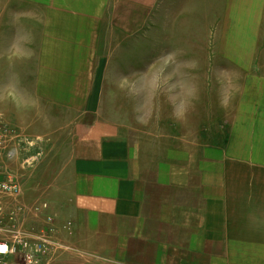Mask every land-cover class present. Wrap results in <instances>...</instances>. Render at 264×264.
Returning <instances> with one entry per match:
<instances>
[{"label": "rangeland", "instance_id": "obj_1", "mask_svg": "<svg viewBox=\"0 0 264 264\" xmlns=\"http://www.w3.org/2000/svg\"><path fill=\"white\" fill-rule=\"evenodd\" d=\"M40 8L0 0V243L13 251L0 264H130L61 209L80 156L109 165L110 144L127 146L137 174L211 145L264 182V0H102L93 92L72 116L36 95ZM220 245L176 242L163 264H227Z\"/></svg>", "mask_w": 264, "mask_h": 264}, {"label": "crops", "instance_id": "obj_2", "mask_svg": "<svg viewBox=\"0 0 264 264\" xmlns=\"http://www.w3.org/2000/svg\"><path fill=\"white\" fill-rule=\"evenodd\" d=\"M36 2L43 5L37 98L71 116L83 115L93 92L102 0ZM239 83H245L243 76ZM106 147L111 154L101 162L109 165L80 156L69 186L61 192V209L79 229L83 220L85 233L93 242L106 244L109 255L130 264H163L170 244L214 242L221 244L214 258L227 264L264 258V182L256 180L262 174L254 179L242 171L238 155L226 160L222 148L214 151L205 144L186 153L175 149L177 159L163 170L137 174L127 146Z\"/></svg>", "mask_w": 264, "mask_h": 264}, {"label": "built area", "instance_id": "obj_3", "mask_svg": "<svg viewBox=\"0 0 264 264\" xmlns=\"http://www.w3.org/2000/svg\"><path fill=\"white\" fill-rule=\"evenodd\" d=\"M10 132L8 127L3 124V121L0 120V148L3 146L4 143V134ZM10 180V179H9ZM12 183L6 186L8 190H14L17 188L16 182L14 179L10 180ZM13 251L9 247L8 244L0 243V255H12Z\"/></svg>", "mask_w": 264, "mask_h": 264}]
</instances>
